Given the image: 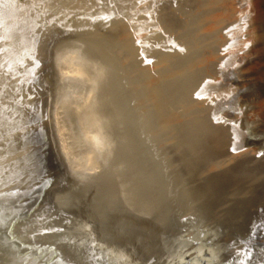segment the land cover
I'll list each match as a JSON object with an SVG mask.
<instances>
[{
	"label": "bare ground",
	"instance_id": "bare-ground-1",
	"mask_svg": "<svg viewBox=\"0 0 264 264\" xmlns=\"http://www.w3.org/2000/svg\"><path fill=\"white\" fill-rule=\"evenodd\" d=\"M262 174L264 0H0V197L17 176L38 196L9 223L35 263L264 264ZM224 208L244 220L229 235L211 218Z\"/></svg>",
	"mask_w": 264,
	"mask_h": 264
},
{
	"label": "rangeland",
	"instance_id": "rangeland-1",
	"mask_svg": "<svg viewBox=\"0 0 264 264\" xmlns=\"http://www.w3.org/2000/svg\"><path fill=\"white\" fill-rule=\"evenodd\" d=\"M20 1V3L22 2V0H19ZM24 1V0H23ZM219 13L220 12H224V13H229L230 12V10H229V8H227L226 6H225V4L224 5H220L219 6ZM228 25H226V27L225 26H222L221 27V29L222 30H225L226 28H228L227 27ZM98 68V67H97ZM97 70V69H96ZM80 77V76H79ZM77 78L75 81H74V83H71V85L69 84V87H68V89L69 90H71L70 89V87L71 86H73L74 87V89H73V87H72V89H73V92H74V96H73V93H72V91H71V96L74 98V99H77V96L79 95L78 93H80V92H83V90H86L88 87H86L88 84L87 83H84L83 82V78L81 77V78ZM79 79V80H78ZM80 81V82H82L81 83V85L79 86L78 85V83H80V82H78V81ZM76 86H75V85ZM103 85V82H102V80H99V82L97 81V88L99 89V87L100 86H102ZM79 86V87H78ZM86 88V89H83L84 87ZM82 88V90H80V89ZM76 89H77V91H76ZM97 89H95V91H96ZM77 110V108H76V106L75 105H73L71 108H70V110L69 111H71V113H72V116H73V120H72V122L74 123V124H77L78 123V118H80V115L78 116V113H80L78 110ZM72 111H74V112H72ZM87 125H88V127L90 128V126H92V124L90 123H88L87 122ZM104 134H107L106 133V131H104ZM149 149H151L150 147H148ZM148 149V150H149ZM153 152H155V149L153 150V149H151ZM150 150V151H151ZM157 155H158V151L157 152H155ZM155 156V155H154ZM155 157H158V156H155ZM187 158V159H186ZM186 158H184L185 160H186V162H188V164L189 165H191L190 167L192 168V164L191 163H193V164H195V162L196 163H198L195 159H193V161L191 160V159H189L188 160V158L189 157H186ZM182 160V161H185V160ZM195 160V161H194ZM199 164V163H198ZM196 165V167L197 166H199L200 165V167H202L203 168V166H201V164L202 163H200L199 165ZM188 165V166H189ZM195 166V165H194ZM97 169L98 168H100V164L98 165V166H95ZM199 167V168H200ZM202 168H200L201 170H199V172H201L202 173ZM125 169H131V166H129V167H126ZM204 170V169H203ZM195 171V170H194ZM205 171V170H204ZM198 172V171H197ZM198 172V173H199ZM208 172V171H207ZM193 173H195V172H192V174ZM197 173V174H198ZM200 173V174H201ZM206 173V171L203 173V176H204V174ZM196 174V175H197ZM200 174H198V175H200ZM209 174V173H208ZM208 174H206L205 175V178H208V179H210V176L208 177ZM195 175V174H194ZM194 175H192V176H194ZM192 176H191V178H192ZM207 176V177H206ZM211 176H212V174H211ZM262 177H264V174H262L261 175ZM137 176L136 175H134V173L132 174V175H130L129 177H127V178H121L120 179V181H121V184H126V186L128 185V184H130V183H132V182H134V180H135V178H136ZM196 177V176H195ZM199 177V176H198ZM15 179H18V176L17 177H14V179H13V182H11V183H9L8 185H6V186H9L10 187V191L8 192V193H4V195L3 196H5V197H7V195H9L10 194V196L8 197V199L7 200H3L1 197H0V203H4V202H6V201H8V202H6V203H8V208H6V209H4V208H2V211H5L6 212V214L4 215L8 220H6V221H3V222H5V229H3V231H5V233H4V235L2 236V237H0V245H1V247H3V248H6V249H8L9 247H10V249L11 248H13L14 250H16V251H11V253L13 254V255H15V260H17V261H20L22 258H24V259H30L29 257H31V259L32 260H27L26 262L27 263H30V264H34L35 262L33 261L34 259L32 258V253H34V252H31L32 251V248L31 249H29V248H27V247H25L26 245L24 244V243H22V242H20L22 245H20L19 244V240H21V238H22V236H21V234L19 235V231H17V230H15V229H17V226L16 225H14V226H12V228H11V230L9 229V223H10V221L12 220V222L14 221V219L16 218V217H18L20 214L21 215H28V213L30 212V210H31V206L32 205H34V204H36L37 203V201H38V196H37V198L36 199H30V197L29 196H26V195H23L20 191V193L19 192H17V190H16V184H17V182H16V180ZM247 184V185H246ZM249 184H251L252 185V182H245V183H243V184H241V186H240V188L238 189V190H241V191H243V190H248L250 187H251V185H250V187L248 186ZM245 185V186H244ZM248 186V187H247ZM1 187H5V185L3 184V185H1ZM1 187H0V192H1ZM247 187V188H246ZM128 188H129V186H128ZM125 191H129L131 194L130 195H132V196H129L128 197V200H129V203H132V204H138V200H141V198H138L137 196H136V190L135 189H133V188H129V189H124ZM135 191V192H134ZM133 193H134V195H133ZM21 194V195H20ZM238 198V197H237ZM240 198V197H239ZM245 199V198H244ZM237 200H239V199H237ZM140 202H142V200L140 201ZM128 203V202H127ZM14 205V206H13ZM19 205V206H18ZM263 207V209H261ZM1 208V207H0ZM228 208H230V207H228ZM257 208V209H256ZM261 208L259 207H254L253 209V211H256V210H258V211H260L262 214V216L260 217L261 218V220H259V221H261L262 222V224L260 223V225H259V227H260V229H257V233H259V232H261V227H262V232L264 231V218H263V216H264V206H261ZM225 209L226 208H224V210H222V211H219L220 213L221 212H224V213H222V214H226L225 216H222L220 213H219V215H220V217L221 218H218L217 217V220L219 221V220H223L222 222L223 223H225L224 225H223V223H219V224H217V225H222V227H224V226H226V224H231V223H234L235 221H234V218L232 219V217H235V220H236V216H238V214L237 213H235V209L234 208H231L233 211H232V213H231V210L230 209H226L227 211L225 212ZM134 210L137 212V213H140L141 215H143L144 213H142V210H141V207L139 206V207H137L136 206V208H134ZM232 215H231V214ZM235 215H234V214ZM12 214V215H11ZM228 214H229V216L231 215L232 217H229L228 216ZM229 218H231V219H229V220H226V219H228V217ZM224 217V218H223ZM5 218V219H6ZM223 218V219H222ZM226 218V219H225ZM238 218V217H237ZM230 220L232 221V222H230ZM240 220V219H239ZM238 220V222H237V224L240 222L241 224H243L242 222L244 221H239ZM242 220V219H241ZM234 221V222H233ZM237 221V220H236ZM254 221V220H253ZM252 221V222H253ZM11 222V223H12ZM228 222V223H227ZM254 223V222H253ZM16 224H18V223H16ZM236 224V222L234 223V224H232V225H237ZM241 224H238V226H240ZM258 224V223H257ZM232 225H230L231 227H233ZM8 226V227H7ZM238 226H236V227H238ZM254 226V225H253ZM14 227H15V229H14ZM231 227H228L227 229L226 228H224V229H226V233H227V235H229L230 233H231V231L233 232V230H229V228H231ZM250 228H252L251 226H250ZM15 230L14 232H13V230ZM73 229V228H72ZM75 229H77L76 227L73 229L74 231H76ZM11 231V234H12V236L11 237H14V238H11V237H9L8 235H7V233H8V231ZM259 230V231H258ZM33 233H35V234H41V233H43V231L42 230H37V231H35V232H33ZM250 234V233H249ZM15 235V236H14ZM44 235V234H43ZM263 235H264V233L263 234H261L260 236L261 237H263ZM32 236H35L34 234L32 235ZM259 236V237H260ZM19 237V238H18ZM21 237V238H20ZM14 239V240H13ZM229 240H231V239H228L227 241H229ZM14 241V242H13ZM16 241H18L17 243H16ZM34 241V242H33ZM31 243H34V245H31V243H30V245L28 244L27 246L28 247H33V251H35L34 250V248L36 247V249H40V251H41V253H42V255H40V257H43L44 255H43V252L45 251L44 249H46V247H43L42 246V248L41 247H39V245H37V242L35 241V240H33ZM214 242H216V241H214ZM220 243H221V241H219ZM223 242V241H222ZM224 242H226L225 240H224ZM36 243V244H35ZM257 243V242H256ZM256 243H254V245L256 244ZM259 243V242H258ZM257 243V244H258ZM218 244V243H217ZM262 244V246L264 247V245H263V243H261ZM261 244L259 243V248H260V251H261V249L263 248L262 246H261ZM11 245H14V246H11ZM25 245V246H24ZM253 245V246H254ZM23 246V247H22ZM256 246H258V245H255L254 247H256ZM1 247H0V250H2L1 249ZM24 248H26V249H24ZM44 248V249H43ZM258 248V247H257ZM263 250H264V248H263ZM28 251V252H27ZM52 252L53 251H51V254H52ZM28 254V255H27ZM54 254V256L56 255L57 257H59L60 255H59V253H53ZM52 254V255H53ZM13 255H11V256H13ZM6 256V255H5ZM20 259H19V258ZM39 257V258H40ZM6 258L7 259H9L7 256H6ZM18 258V259H17ZM207 259V258H206ZM205 259V260H206ZM194 260H196V259H194ZM13 261V260H12ZM12 261H9V263H11V264H13L12 263ZM30 261V262H29ZM50 262H51V260H49ZM57 261V262H56ZM197 261V260H196ZM196 261H193L192 263L194 264V262L196 263ZM207 262H209L208 260H206ZM50 262L48 263V264H50ZM54 262V263H53ZM56 262V263H55ZM221 262V261H220ZM44 264L43 262H39V263H35V264ZM64 262L60 259V258H58V259H52V262H51V264H63ZM82 263H83V261H82ZM228 264L230 263V262H227ZM197 264H201V263H199V262H197ZM209 264V263H208Z\"/></svg>",
	"mask_w": 264,
	"mask_h": 264
},
{
	"label": "water",
	"instance_id": "water-1",
	"mask_svg": "<svg viewBox=\"0 0 264 264\" xmlns=\"http://www.w3.org/2000/svg\"><path fill=\"white\" fill-rule=\"evenodd\" d=\"M232 82V81H231ZM239 90V89H238ZM241 91H243V89H240L239 91H238V94H240L241 93ZM224 112L226 113V115L228 116V117H232V116H234V115H236V111H234V110H224ZM218 199H217V197L215 198H212V199H210L209 200V204H215V206H217L218 205V201H217ZM212 206H214V205H212ZM213 220H214V226L215 225H217V224H219V223H222V221L223 220H220V221H218V220H215V218L214 217H211ZM228 227H230V225L229 224H226V226L225 227H223V228H228ZM246 227V226H245ZM250 233V234H249ZM252 236V233L251 232H248V233H245V235H243V237H245V238H248L249 236ZM218 242H213L211 239H208L207 240V246H209V247H212V246H214L215 244H217ZM208 257H210V253H208V252H206V253H204V256H203V258H198L197 259V261L199 262V263H201V264H208V262L205 260L206 258H208ZM194 259H192L191 257H188V258H186V263L187 264H192V261H193ZM228 261L227 260H225V261H221V262H211V263H209V264H226Z\"/></svg>",
	"mask_w": 264,
	"mask_h": 264
}]
</instances>
